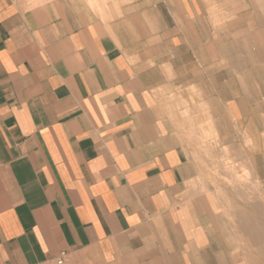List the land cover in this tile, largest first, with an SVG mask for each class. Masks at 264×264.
I'll use <instances>...</instances> for the list:
<instances>
[{
	"label": "crops",
	"instance_id": "obj_1",
	"mask_svg": "<svg viewBox=\"0 0 264 264\" xmlns=\"http://www.w3.org/2000/svg\"><path fill=\"white\" fill-rule=\"evenodd\" d=\"M216 8L0 0L3 264H239L203 192L238 129Z\"/></svg>",
	"mask_w": 264,
	"mask_h": 264
},
{
	"label": "rangeland",
	"instance_id": "obj_2",
	"mask_svg": "<svg viewBox=\"0 0 264 264\" xmlns=\"http://www.w3.org/2000/svg\"><path fill=\"white\" fill-rule=\"evenodd\" d=\"M208 1L217 2L212 14L222 17L223 36L236 37L220 57L208 59L222 60L226 71L219 79L236 91L238 129L224 121L223 136H207V144L221 146V152L209 153L218 155L217 163L201 188L237 246L239 264H264V0H220L221 6ZM252 218L259 231H251Z\"/></svg>",
	"mask_w": 264,
	"mask_h": 264
},
{
	"label": "bare ground",
	"instance_id": "obj_3",
	"mask_svg": "<svg viewBox=\"0 0 264 264\" xmlns=\"http://www.w3.org/2000/svg\"><path fill=\"white\" fill-rule=\"evenodd\" d=\"M264 180V179H263ZM236 181V180H235ZM246 182H248V181H246ZM251 187V186H250ZM249 188V187H248ZM251 191V190H250ZM218 192H219V190H218ZM249 193V192H248ZM238 194V193H237ZM257 194V193H256ZM250 201V200H249ZM243 202V201H242ZM254 203V202H253ZM224 207V206H223ZM233 207V206H232ZM235 209V208H234ZM247 209V208H246ZM254 209V208H253ZM250 210V209H249ZM256 213V212H255ZM225 214V213H224ZM250 228H251V231L252 232H254V231H256V230H258L259 231V228L257 229V227H256V225H254V218H252V223H251V226H250ZM242 244V243H241ZM243 245V244H242ZM250 256V255H249Z\"/></svg>",
	"mask_w": 264,
	"mask_h": 264
},
{
	"label": "built area",
	"instance_id": "obj_4",
	"mask_svg": "<svg viewBox=\"0 0 264 264\" xmlns=\"http://www.w3.org/2000/svg\"><path fill=\"white\" fill-rule=\"evenodd\" d=\"M69 261V257L67 255H63L57 260V264H65Z\"/></svg>",
	"mask_w": 264,
	"mask_h": 264
}]
</instances>
